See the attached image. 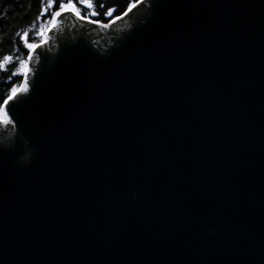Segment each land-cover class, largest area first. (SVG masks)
Masks as SVG:
<instances>
[{
  "label": "water",
  "instance_id": "water-1",
  "mask_svg": "<svg viewBox=\"0 0 264 264\" xmlns=\"http://www.w3.org/2000/svg\"><path fill=\"white\" fill-rule=\"evenodd\" d=\"M138 1L27 47L0 264H264V0Z\"/></svg>",
  "mask_w": 264,
  "mask_h": 264
},
{
  "label": "trees",
  "instance_id": "trees-1",
  "mask_svg": "<svg viewBox=\"0 0 264 264\" xmlns=\"http://www.w3.org/2000/svg\"><path fill=\"white\" fill-rule=\"evenodd\" d=\"M138 0H0V61L5 56L12 60L0 70V107L13 88H18L23 79L22 69L29 54L28 44L41 41V31L62 4L71 3L80 16L106 24L123 15L131 4ZM93 7H88V4ZM50 5V6H49ZM103 5V7H101ZM112 10V15L106 13ZM98 13L91 15L92 12ZM19 33V35H17ZM24 33L27 38L22 39ZM21 61H24L21 66ZM17 72L12 75V72Z\"/></svg>",
  "mask_w": 264,
  "mask_h": 264
},
{
  "label": "snow or ice",
  "instance_id": "snow-or-ice-1",
  "mask_svg": "<svg viewBox=\"0 0 264 264\" xmlns=\"http://www.w3.org/2000/svg\"><path fill=\"white\" fill-rule=\"evenodd\" d=\"M50 6V5H49ZM88 7H93V5L92 4H88L87 5ZM101 7H103V5H101ZM61 8L62 9H64V8H67V9H71V10H73L75 13H76V15L77 16H79L80 15V13L78 12V11H76V9H75V7H74V5H72L71 3H68L67 5H61ZM98 13H96V12H92L91 13V15H97ZM107 15H109V16H111L112 15V10H109L107 13H106ZM60 15V12H57V13H55V16H59ZM119 18V17H118ZM89 22H92V21H89ZM107 25H105V27H106ZM17 35H19V33H17ZM22 39H25L26 40V38H27V33H24V35H23V37H21ZM30 49L31 48H33L34 47V45H32V44H28L27 45ZM12 60V57L11 56H5V57H3V60L2 61H0V70H6L5 69V65H7L10 61ZM23 64H24V61H21V66H23ZM17 74V72H12V75H16ZM12 92H13V94L16 92V89L15 88H13L12 89ZM12 97L10 96L9 97V99H11ZM5 104H7V100L4 102ZM4 112V109L3 108H0V113H3ZM3 123H5V124H7L8 123V121L6 120V119H4L3 120Z\"/></svg>",
  "mask_w": 264,
  "mask_h": 264
},
{
  "label": "rangeland",
  "instance_id": "rangeland-1",
  "mask_svg": "<svg viewBox=\"0 0 264 264\" xmlns=\"http://www.w3.org/2000/svg\"><path fill=\"white\" fill-rule=\"evenodd\" d=\"M139 1H137L136 3H134V4H131L130 6H129V8H131L132 6H134L135 4H137ZM65 9V8H64ZM64 9H62L61 8V10H64ZM126 13V12H125ZM124 13V14H125ZM123 14V15H124ZM123 15H121V16H123ZM121 16H119V17H121ZM118 18V17H117ZM111 22V21H110ZM55 24V15L52 17V19L48 22V25H47V27L45 28V30H43V31H41V39H42V37L44 36V34H45V31L49 28V27H53V25ZM98 30H99V32L101 33V32H103V30L102 29H100V28H98ZM25 70H26V65H24V67H23V69H22V72H23V75H24V72H25ZM20 86H21V84H20ZM20 86L18 87V88H16V89H19L20 88ZM12 92V91H11Z\"/></svg>",
  "mask_w": 264,
  "mask_h": 264
},
{
  "label": "bare ground",
  "instance_id": "bare-ground-1",
  "mask_svg": "<svg viewBox=\"0 0 264 264\" xmlns=\"http://www.w3.org/2000/svg\"><path fill=\"white\" fill-rule=\"evenodd\" d=\"M66 10H70V11H72L73 13H75L73 10H71V9H67V8H65ZM76 14V13H75ZM47 41V39H44V42L43 43H45ZM5 119V116L3 115V113H0V122L1 123H3V120Z\"/></svg>",
  "mask_w": 264,
  "mask_h": 264
}]
</instances>
